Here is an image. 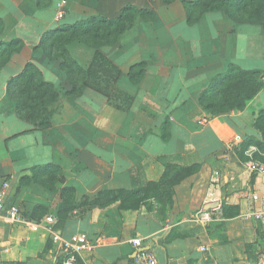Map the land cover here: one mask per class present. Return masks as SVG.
<instances>
[{
    "label": "crops",
    "instance_id": "1",
    "mask_svg": "<svg viewBox=\"0 0 264 264\" xmlns=\"http://www.w3.org/2000/svg\"><path fill=\"white\" fill-rule=\"evenodd\" d=\"M182 1L0 0V42L23 41L0 67V187L8 184L5 207L17 206L23 218L0 221V264H55L60 255L47 229L50 225L66 236L86 233L96 243L82 254V264H147L135 259L139 251L152 256L155 264H254L247 244L254 242L257 227L264 235V223L245 220L243 214L250 207V193L264 177L247 168L256 148L248 147L243 160L232 144L248 136L261 139L254 120L264 111V86L242 111L213 117L201 108L199 96L230 64L264 70V30L234 21L223 11L204 12L188 24ZM126 4L155 15L150 20L137 16L114 45L101 46L106 61L99 69L93 66V76L87 78L91 87L67 95L70 86L60 58L50 60L38 47L42 36L91 16L116 17ZM59 8L64 10L61 19ZM68 50L85 69L94 61L95 49L84 43L73 41ZM28 61L59 94L46 129L20 119L6 92L8 80ZM140 62L145 64L144 74L132 82L129 68ZM126 95L132 100L128 102ZM165 121L167 140L161 138ZM174 155L180 158L170 160ZM168 161L203 165L197 183L190 187V181L184 191L175 189L174 210L163 223L142 207L120 211L117 202L102 209L75 206L63 217L58 213L60 188H73L78 205L82 196L92 199L104 190H130L131 168ZM48 163L62 167L57 190L32 178L21 183L22 176H31V167ZM138 174L143 182L142 171ZM215 202L240 209L238 216L225 220L226 244H213L206 233L213 219L201 220ZM134 238L141 240L140 248L132 244Z\"/></svg>",
    "mask_w": 264,
    "mask_h": 264
},
{
    "label": "trees",
    "instance_id": "2",
    "mask_svg": "<svg viewBox=\"0 0 264 264\" xmlns=\"http://www.w3.org/2000/svg\"><path fill=\"white\" fill-rule=\"evenodd\" d=\"M163 1L164 3H170L174 0ZM182 4L188 24L196 22L204 12L223 11L234 21L258 24L264 30V0H183ZM154 15L153 10L140 9L132 4H126L120 9L119 14L113 18L95 15L72 24L60 25L44 34L38 47L44 50L50 60L60 58V69L66 74L70 86L66 94L79 95L83 92L85 86L91 87L87 78L93 76L91 74L93 73L91 71L93 66L96 64L99 69L102 67V61H106L99 48L103 45H114L118 37L132 26L137 16L143 20H150ZM73 41L84 43L95 49L94 61L89 68L81 67L70 55L68 45ZM22 46L23 41L20 39L0 42V67L5 64L12 52L18 51ZM144 69V62L130 66L128 71L129 80L132 82L139 81L144 74ZM263 77L264 70H245L235 64H230L224 73L213 77L208 87L201 92L199 104L210 117L231 110L242 111L245 108L246 101L251 99L264 86ZM6 92L13 102L14 112L20 119L33 124L38 129H46L51 126V117L57 110L59 94L55 86L44 79L43 73L32 61H28L20 73L8 80ZM126 100L131 101V96L126 95ZM254 126L260 132L261 139L248 136L244 139H238L232 144V147L243 160H246V150L248 147L254 146L256 151L253 157L264 162V111H260L256 116ZM169 135V124L165 121L161 126V138L167 140ZM173 158H180V156L174 155L170 160ZM202 165L198 162L180 164L168 161L161 166L158 163L154 168H156L155 171L162 169L161 172L158 174L156 171L154 173L156 176L151 177L144 183L138 174V169L142 168L140 164L130 169L132 186L130 190H104L92 199L82 196L78 205L73 202V188L63 187L59 189L58 213L63 217L75 206L105 208L115 202L118 203L120 211L137 210L144 204L145 200L152 199V204L147 203L145 210L152 212L158 221L163 223L169 213L174 210L176 184L181 180H189L195 176L202 169ZM30 171V177H21L22 184L32 178L46 189L57 190L55 183L63 178L62 167L56 163L36 165L31 167ZM163 180H166L168 185L158 189V181ZM192 185L191 182L190 187ZM221 210L222 217L220 219L213 217V221L205 228L213 244L227 243L224 235L225 220L240 214L239 207L234 205L222 204ZM181 213L182 211L179 210L177 218H175L176 221L179 220ZM216 233L218 234L215 235ZM173 235L174 233H171L169 236ZM252 246L251 244L247 245L249 248ZM248 258L253 262L258 261V257L251 252L248 253ZM3 264L18 263L7 262Z\"/></svg>",
    "mask_w": 264,
    "mask_h": 264
},
{
    "label": "built area",
    "instance_id": "3",
    "mask_svg": "<svg viewBox=\"0 0 264 264\" xmlns=\"http://www.w3.org/2000/svg\"><path fill=\"white\" fill-rule=\"evenodd\" d=\"M64 2L65 1H61L60 5L64 4ZM63 16L64 10L59 8L57 11V17L61 19ZM246 164L250 172L264 177L263 161L250 159ZM7 186L8 184L4 182L0 187V221L10 223L22 221L23 218L17 206L10 205L5 207L4 198ZM250 201L251 203L249 209L243 214L244 219L264 223V182L259 188L250 193ZM221 206L220 202H215L209 209V212L201 220L207 222L211 221L213 217L217 219L221 218ZM47 221L52 223L51 218H47ZM47 229L50 232L51 240L53 244L56 245L60 255L55 264H80L82 254L84 252L92 251L95 247L96 243H94L86 233L76 232L66 236L60 231L53 229L51 225L47 226ZM131 242L136 248H140L142 246V242L139 238H134ZM202 249L204 250V248ZM135 259L139 262H146L147 264L156 263L155 259L144 251L137 252Z\"/></svg>",
    "mask_w": 264,
    "mask_h": 264
},
{
    "label": "rangeland",
    "instance_id": "4",
    "mask_svg": "<svg viewBox=\"0 0 264 264\" xmlns=\"http://www.w3.org/2000/svg\"><path fill=\"white\" fill-rule=\"evenodd\" d=\"M155 166L153 162H149L148 164L144 165V167L142 166V168L138 169V172L143 173V182H147V180L151 179V177L153 178L154 176H156L155 173V169L152 167ZM162 169L158 170V174L161 172ZM200 175H202V171L200 170L195 176H193L192 178H190L189 180H181L179 181L178 184H176L175 189H181L184 191L188 188V183L190 181H192V183H197L198 179H196V177H199ZM158 189L163 188L164 186L168 185V182L166 180L163 181H158ZM184 198V197H183ZM151 203L152 204V199H147L144 201V204L140 207H142L143 209L147 208V203ZM178 207V205H176ZM179 208V207H178ZM98 209H102V208H98ZM98 209H95L96 213H99ZM254 228H256V224H254ZM218 233H216L215 235H217ZM221 234V233H220ZM254 242L251 243V245H253L252 247H247L248 250H250L251 253H253L254 255H256L258 257V261L257 262H253L254 264H264V235H263V231L261 230L260 227L256 228L255 234H254ZM248 246L250 244H247Z\"/></svg>",
    "mask_w": 264,
    "mask_h": 264
}]
</instances>
